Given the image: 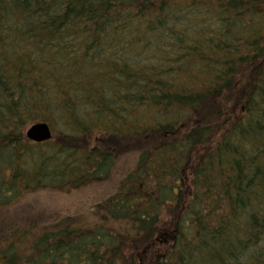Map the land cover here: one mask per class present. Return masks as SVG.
<instances>
[{"label": "trees", "instance_id": "trees-1", "mask_svg": "<svg viewBox=\"0 0 264 264\" xmlns=\"http://www.w3.org/2000/svg\"><path fill=\"white\" fill-rule=\"evenodd\" d=\"M113 177L0 264H264V0H0V211Z\"/></svg>", "mask_w": 264, "mask_h": 264}, {"label": "rangeland", "instance_id": "rangeland-1", "mask_svg": "<svg viewBox=\"0 0 264 264\" xmlns=\"http://www.w3.org/2000/svg\"><path fill=\"white\" fill-rule=\"evenodd\" d=\"M206 14L208 17H212V14L208 12V10ZM207 28L208 30H206V32L211 31L210 25L207 26ZM114 179V177L108 178L99 184L86 185L76 190L71 189V192H58L56 193L58 196L49 195L45 197L43 192L29 194L14 202L10 209L0 211V221L7 219L11 220L13 218L10 222L15 221L22 223L24 221H21V219L27 216L32 217L31 214L39 215L37 219L46 221L45 212L47 215L54 217V219H58V217L64 219V216L69 217L70 219L64 220H69L71 222L77 221L76 224L80 228L90 227L88 225L97 222L99 215L97 210V212L94 213L89 210L95 211L93 205H95L96 201L101 198V195L104 196L106 194L113 183L114 186L116 185L117 181ZM23 209L27 210V213L22 212ZM28 224L30 225L31 223L26 221V223L22 225L29 226ZM33 224L34 227H36L39 226L40 223L36 225V223L33 222Z\"/></svg>", "mask_w": 264, "mask_h": 264}, {"label": "water", "instance_id": "water-1", "mask_svg": "<svg viewBox=\"0 0 264 264\" xmlns=\"http://www.w3.org/2000/svg\"><path fill=\"white\" fill-rule=\"evenodd\" d=\"M25 136L29 141L41 143L49 140L52 136V132L47 123L37 122L26 128Z\"/></svg>", "mask_w": 264, "mask_h": 264}]
</instances>
